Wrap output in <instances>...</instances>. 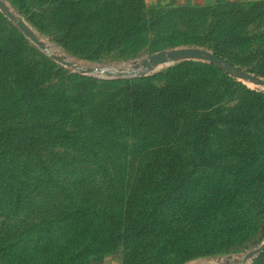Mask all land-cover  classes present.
I'll return each mask as SVG.
<instances>
[{"label":"rangeland","instance_id":"obj_1","mask_svg":"<svg viewBox=\"0 0 264 264\" xmlns=\"http://www.w3.org/2000/svg\"><path fill=\"white\" fill-rule=\"evenodd\" d=\"M0 1L45 47L0 11V264H149L139 259L148 247L177 237H131V218L169 193L172 202L199 205L202 180L212 186L203 153L215 156L216 176L227 184L250 155L253 127L254 167L264 168V104L257 100L264 87L240 76L264 80V3ZM180 50L212 60L169 56L165 65L136 69ZM127 86L189 91L198 103L133 108ZM248 92L258 94L251 104ZM198 125L208 133L202 150ZM110 215L123 221L110 224ZM263 243L257 224L202 256L168 248L163 261L264 264V251L244 263Z\"/></svg>","mask_w":264,"mask_h":264},{"label":"trees","instance_id":"obj_2","mask_svg":"<svg viewBox=\"0 0 264 264\" xmlns=\"http://www.w3.org/2000/svg\"><path fill=\"white\" fill-rule=\"evenodd\" d=\"M124 93L127 95V103L133 108L158 100H169L170 102L167 104L170 107L182 104L183 101L198 103V100L194 99L189 91L184 95L168 90L155 93L149 90H140L136 86H127ZM248 95H250L248 100L251 104L258 94L248 92ZM259 96L260 98L257 100L264 104V98ZM252 122L253 119H249V126ZM195 135L196 146L197 148L201 147L202 150L208 141L207 128L198 125ZM256 138L254 129L251 127L249 134L250 155L242 163L236 165L241 168L238 178L228 181L227 184L216 176L215 156L203 153L200 166L211 170L212 186L202 180V188L205 193L199 205L196 203L195 207L191 208V204L183 203L181 200L172 202V194L169 193L159 195L151 206L144 210L145 213L141 219L131 218L136 225L135 230L130 234L131 237L138 239H151L158 235L177 237L174 243H166L163 246L151 245L143 253L147 257H139V259L149 261V264H165L163 258L168 248L178 249L187 259L202 256L211 253L221 244L229 243L235 234L253 231L257 224L264 227V168L258 170L254 167L256 158L253 143ZM217 157L223 160L225 156L218 155ZM223 164L230 165L228 162H223ZM230 169L225 172H231ZM194 171L195 169L190 175ZM182 188L178 187L175 191L176 194H179ZM118 220L123 221L122 218L110 215L107 221L110 224H116ZM126 232L122 237H126ZM194 234L200 241L189 243V238ZM156 253H160L157 258L154 257Z\"/></svg>","mask_w":264,"mask_h":264},{"label":"water","instance_id":"obj_3","mask_svg":"<svg viewBox=\"0 0 264 264\" xmlns=\"http://www.w3.org/2000/svg\"><path fill=\"white\" fill-rule=\"evenodd\" d=\"M0 11L6 15L12 22H14L18 28L22 31V33L36 46L41 47L42 49H45L42 44L36 40L34 35L28 30V28L25 26V24L21 21H18L15 17H13L11 14H9L5 7L3 6L2 2L0 1ZM171 56L173 58L181 57V56H194V57H206L209 60H212V57L207 54L206 52L199 51V50H190V51H185V50H180V51H172L170 53H162L160 55H156L154 57H151L141 65H137L136 69L142 68V67H149V66H160V65H165L168 63V57ZM226 71H229L227 68H224ZM240 76L244 79H246L249 82H252L260 87H264V80H261L259 78H256L250 74L247 73H241ZM264 251V243L254 251L250 252L244 260V263L252 256L260 254Z\"/></svg>","mask_w":264,"mask_h":264},{"label":"crops","instance_id":"obj_4","mask_svg":"<svg viewBox=\"0 0 264 264\" xmlns=\"http://www.w3.org/2000/svg\"><path fill=\"white\" fill-rule=\"evenodd\" d=\"M217 0H147V2L151 4H158L163 6L168 5H185V4H200V3H208L213 4ZM228 2L236 1V2H248V3H264V0H226Z\"/></svg>","mask_w":264,"mask_h":264}]
</instances>
